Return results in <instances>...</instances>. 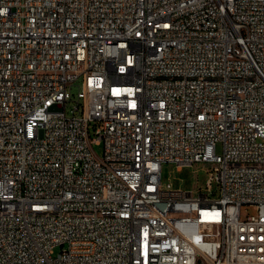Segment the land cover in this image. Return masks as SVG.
I'll return each mask as SVG.
<instances>
[{
  "label": "built area",
  "instance_id": "1",
  "mask_svg": "<svg viewBox=\"0 0 264 264\" xmlns=\"http://www.w3.org/2000/svg\"><path fill=\"white\" fill-rule=\"evenodd\" d=\"M0 264H264V0H0Z\"/></svg>",
  "mask_w": 264,
  "mask_h": 264
},
{
  "label": "rangeland",
  "instance_id": "2",
  "mask_svg": "<svg viewBox=\"0 0 264 264\" xmlns=\"http://www.w3.org/2000/svg\"><path fill=\"white\" fill-rule=\"evenodd\" d=\"M78 88L74 87L72 93L77 94ZM91 134L95 136V129L91 127ZM93 147L98 155L103 154L104 145L103 143H93ZM217 151H222V146H217ZM212 168L203 162L195 163L193 166L178 168L175 163L164 162L162 164V182L164 185L171 183L174 188L183 190H194L196 192L200 190L208 191V179L210 177V171ZM213 190L216 192L215 195L219 194L217 184L214 183ZM248 212H253L251 206L244 205L242 207V214L246 215ZM62 246L57 245L55 247V253L61 251Z\"/></svg>",
  "mask_w": 264,
  "mask_h": 264
}]
</instances>
